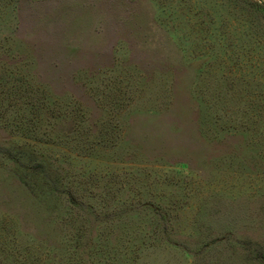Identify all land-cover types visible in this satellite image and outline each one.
<instances>
[{"label": "rangeland", "instance_id": "374dc122", "mask_svg": "<svg viewBox=\"0 0 264 264\" xmlns=\"http://www.w3.org/2000/svg\"><path fill=\"white\" fill-rule=\"evenodd\" d=\"M248 1L0 0V264H264ZM29 145L87 208L23 183Z\"/></svg>", "mask_w": 264, "mask_h": 264}, {"label": "trees", "instance_id": "16d2710c", "mask_svg": "<svg viewBox=\"0 0 264 264\" xmlns=\"http://www.w3.org/2000/svg\"><path fill=\"white\" fill-rule=\"evenodd\" d=\"M247 2L250 4L248 0ZM251 5L252 9L258 15V50L259 57L264 62V3L261 0H257L256 3ZM79 127H81V125L78 123L71 122L67 126L66 133H75L79 130ZM23 154L25 156H22V162L21 160H14L12 156L9 158L11 162H14L17 169L21 171L23 175L21 176V180L23 183H26L25 179L27 176H31L33 181L37 182V185L40 186L43 191H48L54 196H64L73 209L81 211L82 208H87L81 202L77 191L71 189V187L66 185L65 181H62V177H60L62 176L61 169L58 166L53 167V164L49 162V160L41 156V153L34 151V148L30 145L26 148V153L24 152ZM130 211L132 210L125 209L123 213L128 214ZM95 218L99 220L98 217L95 216Z\"/></svg>", "mask_w": 264, "mask_h": 264}, {"label": "water", "instance_id": "95a60500", "mask_svg": "<svg viewBox=\"0 0 264 264\" xmlns=\"http://www.w3.org/2000/svg\"><path fill=\"white\" fill-rule=\"evenodd\" d=\"M264 3V0H261Z\"/></svg>", "mask_w": 264, "mask_h": 264}]
</instances>
